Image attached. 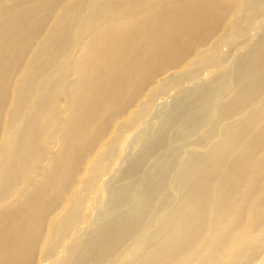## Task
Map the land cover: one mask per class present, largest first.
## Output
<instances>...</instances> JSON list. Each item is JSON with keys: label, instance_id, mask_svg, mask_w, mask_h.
Returning <instances> with one entry per match:
<instances>
[{"label": "bare ground", "instance_id": "bare-ground-1", "mask_svg": "<svg viewBox=\"0 0 264 264\" xmlns=\"http://www.w3.org/2000/svg\"><path fill=\"white\" fill-rule=\"evenodd\" d=\"M263 14L264 0H0V264H263L264 33L226 88V56ZM171 89L83 232L124 134ZM211 102L217 123L193 138Z\"/></svg>", "mask_w": 264, "mask_h": 264}, {"label": "rangeland", "instance_id": "rangeland-1", "mask_svg": "<svg viewBox=\"0 0 264 264\" xmlns=\"http://www.w3.org/2000/svg\"><path fill=\"white\" fill-rule=\"evenodd\" d=\"M263 33H264V14L262 17L258 18L255 21L252 30H250V32H249V37H248L249 41L247 43H243V44L241 43L235 49H233L231 52H229V54H227V56H226L227 57V59H226L227 65L226 66H227V69H230V70H228V73L226 76V88H227L228 92H232V90L234 89L233 87H234V83H235V75L233 74L234 73L233 63H234L235 59L240 54L247 52L250 49L251 45L256 40H258ZM226 51H227L226 48L221 49V52H226ZM230 56H231V58H229ZM214 71H215L214 68H208L207 70H204L201 73V75L199 76V78L197 80L183 84L182 87L188 88V87H191L193 85L199 84L200 81H202V82L206 81L213 75ZM173 72L174 71H169L166 74L160 76L157 79V83L171 77L173 75L172 74ZM175 95H176V90L171 89V90H168L164 95L159 96L155 102V105H154L155 109H154V107H152L148 113V114H150V116L148 117V114H147L146 115L147 118L146 117L144 118V120L142 121V123L139 127H137L136 129L129 130L128 132H126L124 134L125 139H124L123 144H122V150H125V151L122 152V156L125 155L124 156L125 158L123 161L118 160L116 162V164L111 169L112 171H111L109 177L108 178L104 177V179L99 184V189H98L97 193L92 194L90 197V200L86 203L85 206L88 209V211L86 210V214L84 215L85 219H84V221H83L84 223L82 225L83 226L82 227L83 232H87L90 228L92 229V227L95 224L100 225V222L102 221V219L107 218V217H103V216L106 213V211L111 208V204L109 202L111 191H110L108 186L109 185H112V186L115 185V183L117 181L116 180L117 175L115 173L119 169L120 170L118 173H120V171H123L127 167L129 159L132 157H135L141 151V145L145 141L144 134L148 135L147 137L149 138V140H151V141L155 140L154 138L156 137L157 131L160 128V125L164 120L165 113L168 112L169 110H171V108H173L172 107L173 98ZM156 106L157 107L159 106V107L156 109ZM209 106L211 108H208L207 112L205 111V113H204L205 118L202 122L204 127H202L199 134H197L193 138H197V136H198V139H199L200 137L204 136L205 133L207 131H209L211 126L214 125L215 122L217 123L216 120L218 117V109L213 102H211V104ZM214 142H215V139L210 140L209 145L213 144ZM180 144L182 145L183 142H180ZM192 146L193 145L190 144L187 146V148H185V150H183V152H181L182 149L179 151L181 153V154L179 153L181 160H183L186 157V155L184 153L188 152V150H190ZM172 147H174V145L170 146V148H172ZM168 153H169V149H165L158 155V160H157L158 168H160L163 165L164 161L168 157ZM90 160H91V158L88 160V162H86L85 168L88 167ZM154 162H155V159L153 157L150 161H148L146 163V165H144V168L148 169V166ZM138 196L139 195L136 193L133 194L132 197H133L134 202H136L138 200Z\"/></svg>", "mask_w": 264, "mask_h": 264}]
</instances>
